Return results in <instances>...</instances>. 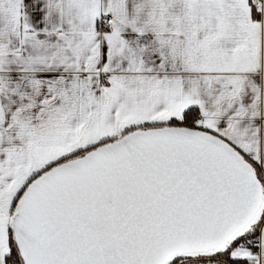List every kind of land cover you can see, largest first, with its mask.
<instances>
[{
	"label": "snow or ice",
	"instance_id": "6c2138e0",
	"mask_svg": "<svg viewBox=\"0 0 264 264\" xmlns=\"http://www.w3.org/2000/svg\"><path fill=\"white\" fill-rule=\"evenodd\" d=\"M0 264H264V0H0Z\"/></svg>",
	"mask_w": 264,
	"mask_h": 264
}]
</instances>
